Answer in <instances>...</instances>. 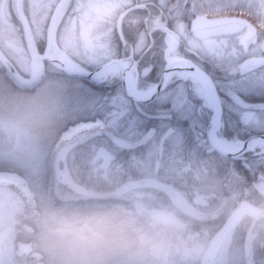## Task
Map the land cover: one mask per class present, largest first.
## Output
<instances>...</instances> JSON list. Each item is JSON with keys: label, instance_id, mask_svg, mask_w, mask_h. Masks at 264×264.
<instances>
[{"label": "clouds", "instance_id": "1", "mask_svg": "<svg viewBox=\"0 0 264 264\" xmlns=\"http://www.w3.org/2000/svg\"><path fill=\"white\" fill-rule=\"evenodd\" d=\"M227 2L254 37L251 51L264 52V0ZM201 3L0 0V264H264V205L229 206L216 149L159 135L120 148L96 126L100 89L152 48L156 22L184 21ZM202 39L189 41L197 62ZM249 55L226 58L213 77L250 82L264 97V64L253 70ZM249 150L264 169V146ZM189 173L211 185L203 211L184 210L173 191ZM212 198L223 206L207 209Z\"/></svg>", "mask_w": 264, "mask_h": 264}, {"label": "snow or ice", "instance_id": "2", "mask_svg": "<svg viewBox=\"0 0 264 264\" xmlns=\"http://www.w3.org/2000/svg\"><path fill=\"white\" fill-rule=\"evenodd\" d=\"M233 7L227 0H202L200 10L184 21H157L152 48L135 56L138 63L124 81L100 89L106 98L96 124L101 133L224 143L239 149L237 164H251L253 153L245 149L264 146V97L254 94L250 82L213 77L221 62L244 49L250 50L253 70L264 64V52L250 49L252 33L226 14ZM194 34L203 37L199 62L189 51Z\"/></svg>", "mask_w": 264, "mask_h": 264}, {"label": "flooded vegetation", "instance_id": "3", "mask_svg": "<svg viewBox=\"0 0 264 264\" xmlns=\"http://www.w3.org/2000/svg\"><path fill=\"white\" fill-rule=\"evenodd\" d=\"M120 138L128 142L130 140V138L127 137L115 136H109V140L107 138L106 139L107 142L109 141L113 146L126 148L124 144L117 142V139ZM206 146L213 148L212 145ZM236 152H233V154L235 155ZM220 154L226 159L220 161L219 165L216 167L215 177L222 182L223 197L228 198V202H230L233 206V210H235L242 201H247L256 208L264 205V170H261L260 168L254 167L252 164H248L243 161H241V164H237L235 162L238 158L236 155L235 157H229L222 153ZM121 155L126 157L127 153L124 152L121 153ZM207 155L208 153L202 149L200 156L203 158ZM233 177H239V180L233 183ZM176 185L183 190V198H185L184 195H186L189 199L196 202H198V198H202L201 202L203 204H205L203 198L208 195L209 191L211 190V185H203L198 183L191 177L190 173L185 175L183 178L177 179L174 186ZM216 201H219V199L212 198L207 201V204H214ZM241 236L246 237L247 232L243 231ZM256 255L259 257L264 255V252L257 249Z\"/></svg>", "mask_w": 264, "mask_h": 264}, {"label": "rangeland", "instance_id": "4", "mask_svg": "<svg viewBox=\"0 0 264 264\" xmlns=\"http://www.w3.org/2000/svg\"><path fill=\"white\" fill-rule=\"evenodd\" d=\"M13 15H15V13H13ZM107 139L109 140V137H107ZM107 145H111L110 142H107ZM106 145V146H107ZM185 183V182H183ZM173 190L175 195L177 196L179 202L181 203V205L183 206V209L186 211H203L205 210V204H203L202 198H198V202L189 199L186 195H184L185 198H183V190L179 188V186H173ZM224 199L227 200V202L229 201L227 197H224ZM229 206L233 209V206L231 205L230 202H228ZM222 203L221 200L214 202V204H207V209L209 210H215L217 208L222 207Z\"/></svg>", "mask_w": 264, "mask_h": 264}, {"label": "water", "instance_id": "5", "mask_svg": "<svg viewBox=\"0 0 264 264\" xmlns=\"http://www.w3.org/2000/svg\"><path fill=\"white\" fill-rule=\"evenodd\" d=\"M117 142L124 144L125 147L128 146V141L124 140V139H117ZM213 147L220 153L229 156V157H235V155L221 147H219L217 144L213 145ZM253 209H258L256 207H254L253 205H251L249 202L247 201H242L240 203V205L235 209V210H239L241 213H250Z\"/></svg>", "mask_w": 264, "mask_h": 264}, {"label": "bare ground", "instance_id": "6", "mask_svg": "<svg viewBox=\"0 0 264 264\" xmlns=\"http://www.w3.org/2000/svg\"><path fill=\"white\" fill-rule=\"evenodd\" d=\"M219 147H221V148H223V149H225V150H228V151H230V152H236L237 151V149H233V148H231V147H229V146H227V145H225L224 143H216ZM213 146V145H212ZM214 148V147H213ZM215 149V148H214Z\"/></svg>", "mask_w": 264, "mask_h": 264}]
</instances>
